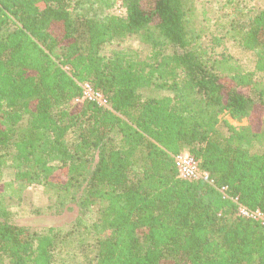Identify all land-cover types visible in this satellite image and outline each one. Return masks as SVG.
Here are the masks:
<instances>
[{"label": "trees", "instance_id": "obj_1", "mask_svg": "<svg viewBox=\"0 0 264 264\" xmlns=\"http://www.w3.org/2000/svg\"><path fill=\"white\" fill-rule=\"evenodd\" d=\"M113 1L125 15L0 0V182L14 167L80 209L31 231L0 197V264H264L263 224L238 213L264 214V0ZM84 83L108 106L75 103ZM186 151L207 180L179 177Z\"/></svg>", "mask_w": 264, "mask_h": 264}, {"label": "rangeland", "instance_id": "obj_2", "mask_svg": "<svg viewBox=\"0 0 264 264\" xmlns=\"http://www.w3.org/2000/svg\"><path fill=\"white\" fill-rule=\"evenodd\" d=\"M229 1L196 0L197 11L201 14L202 11L207 10L205 13H210L209 15H213L214 13L218 15L222 6L228 5ZM82 5L85 9L92 7L98 13L125 15V9L113 0H85ZM129 46H137L138 48L144 46L147 53L151 50L148 44H145L139 36H134L129 40ZM228 49L230 53L239 55L246 67L253 68L254 53L245 51L234 44L228 46ZM144 91L147 95L153 96L164 94L163 91L151 86L145 87ZM227 118L236 126L252 122L249 118H244L241 121H235L229 116ZM254 125L256 124L254 123ZM15 176L16 169L14 167H7L4 170L3 180L0 182V197H2L5 205L13 212V217L18 224L28 227L31 231L41 232L50 226H67L79 217L80 209L74 202H68V206L63 208L58 206L56 191L53 185L43 186L35 184L34 186H26L24 182H20Z\"/></svg>", "mask_w": 264, "mask_h": 264}, {"label": "built area", "instance_id": "obj_3", "mask_svg": "<svg viewBox=\"0 0 264 264\" xmlns=\"http://www.w3.org/2000/svg\"><path fill=\"white\" fill-rule=\"evenodd\" d=\"M83 91L82 94L75 98L74 102H83V101H92L97 103L99 106H108L107 99L104 97L103 93L98 90H95L93 86L89 83H84L82 85ZM175 165L178 171V175L182 179L187 180H200L209 178V175L206 171H202L199 167L197 159L192 156L189 152H183L175 157ZM227 187H222L221 191L226 196ZM238 203V198H234ZM238 213L241 216L253 218L261 221L264 226V214L259 209H249L241 203H238Z\"/></svg>", "mask_w": 264, "mask_h": 264}]
</instances>
